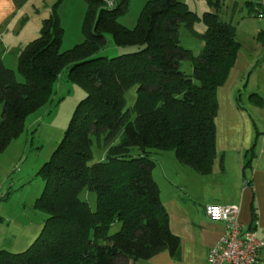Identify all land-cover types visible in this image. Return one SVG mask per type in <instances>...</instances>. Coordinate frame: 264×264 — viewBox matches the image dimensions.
<instances>
[{"label": "trees", "instance_id": "obj_1", "mask_svg": "<svg viewBox=\"0 0 264 264\" xmlns=\"http://www.w3.org/2000/svg\"><path fill=\"white\" fill-rule=\"evenodd\" d=\"M83 1L80 44L60 50L57 1L38 36L17 52L22 82L0 58V154L24 132L28 116L50 102L63 70L86 94L37 172L43 188L33 208L45 215L39 235L22 252L0 249V264H135L162 252L174 258L180 241L152 177L157 156L173 151L180 166L200 175L214 164L217 90L240 49L236 28L218 15L223 0H205L214 11L201 18L178 0H149L130 29L119 19L131 0ZM244 4L256 18L259 2ZM198 20L202 34L193 31ZM181 26L201 39L198 55L180 45ZM108 36L116 47L133 50L97 56ZM257 40L264 44V32ZM183 61L190 62V74L181 70ZM131 87L136 97L127 107ZM249 98L261 104L257 95ZM94 142L105 149L96 162ZM84 191L95 194V210L80 198ZM116 223L119 229L109 234Z\"/></svg>", "mask_w": 264, "mask_h": 264}, {"label": "crops", "instance_id": "obj_2", "mask_svg": "<svg viewBox=\"0 0 264 264\" xmlns=\"http://www.w3.org/2000/svg\"><path fill=\"white\" fill-rule=\"evenodd\" d=\"M57 1L62 25L60 13L66 0H0V45L8 50L15 43L19 45L20 36L32 35V30L25 32L24 29L30 26L40 29L42 20L50 16ZM259 31L264 32V27ZM257 42L264 50V44ZM0 58L4 63L6 54ZM250 65L238 53L225 83L217 90L216 156L211 172L200 175L181 167L175 157L166 161L157 158L152 177L168 215L169 229L180 241L179 249L174 258L162 252L135 264H207L209 251L226 234L223 223L205 216L207 206H237L239 222L248 228L251 226L256 238L264 242V130H257L255 116L241 110L236 101L252 88L248 87L246 75ZM5 66L8 67L6 63ZM248 93L246 101L260 110L264 123L263 97L259 91ZM252 94L261 98V104L249 98ZM30 240L24 239L15 251H22ZM257 264H264V248L259 252Z\"/></svg>", "mask_w": 264, "mask_h": 264}, {"label": "rangeland", "instance_id": "obj_3", "mask_svg": "<svg viewBox=\"0 0 264 264\" xmlns=\"http://www.w3.org/2000/svg\"><path fill=\"white\" fill-rule=\"evenodd\" d=\"M147 1L149 0H131L128 13L119 19V23L129 29L135 27L140 12ZM178 1L185 3L188 9L199 18L204 12L214 11L213 7H210L205 0ZM235 3L236 5H234ZM63 6L60 13L61 26L64 31L61 51L69 50L83 41L81 24L86 10L83 0H78L77 3L66 0ZM251 14L243 0H223V6L218 11L221 20L231 23L236 28L235 37L240 44L238 52L240 58L247 59L251 64L250 69L246 71L249 78L248 87H252L248 92L250 90L259 91L260 96L264 99V50L255 39L259 28L264 27V20L257 19ZM35 30L34 26L24 29L25 32L31 31L32 35L20 36L21 42L19 45L15 43L13 48L8 47L6 50L5 46L0 45V55L6 54L4 65L6 63L7 68L14 71L18 82H22L23 79L17 72L18 51L16 48L23 49L35 39L40 29L36 32ZM193 31L197 34H202L205 31L200 20L193 25ZM178 34L180 45L193 55H198L202 48L201 39L183 26L180 27ZM107 41L106 49L97 56L112 58L133 50L128 47H116L109 36ZM258 54L259 57H257ZM256 57L257 59H255ZM181 70L190 74L192 71L190 62L183 61ZM66 71L63 70L55 82L50 102L28 116L24 132L0 154V249L17 252L16 248L22 245L24 239L30 238L28 245L22 249L24 251L37 238L42 229L45 215L33 208V204L43 188L42 180L37 176V172L49 160L62 140L76 106L86 96L80 87L67 81ZM248 92L241 98H237V104L241 110L252 112L258 131L264 130L263 118L259 116L260 110H256L257 108L246 101ZM135 97V87H131L125 94L127 107L133 105ZM261 111L264 113V105ZM92 150V162L102 160L105 152L103 145L99 147L94 142ZM157 158L165 161L170 158L174 159V153L173 151H164ZM80 198L86 200L90 208L95 210L94 193L84 191L80 194ZM118 229L119 224L116 223L111 227L109 234L117 232Z\"/></svg>", "mask_w": 264, "mask_h": 264}, {"label": "built area", "instance_id": "obj_4", "mask_svg": "<svg viewBox=\"0 0 264 264\" xmlns=\"http://www.w3.org/2000/svg\"><path fill=\"white\" fill-rule=\"evenodd\" d=\"M259 6L255 16L264 20V0L259 1ZM204 214L211 221L223 223L226 229V234L209 251L207 264H257L264 242L256 238L252 228L239 222L237 206H207Z\"/></svg>", "mask_w": 264, "mask_h": 264}]
</instances>
